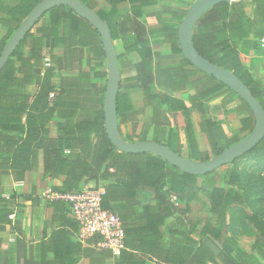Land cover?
Returning a JSON list of instances; mask_svg holds the SVG:
<instances>
[{
  "label": "crops",
  "instance_id": "1",
  "mask_svg": "<svg viewBox=\"0 0 264 264\" xmlns=\"http://www.w3.org/2000/svg\"><path fill=\"white\" fill-rule=\"evenodd\" d=\"M196 1L87 0L96 13L100 11L106 17L114 13L118 23L139 13L137 18L146 27L142 37L152 49L155 78L152 94L161 95L158 99H149L135 80V67L141 63V56L137 51L127 53V48L136 47V33L129 29L122 35L117 25L111 31L112 38L113 33L116 35L113 42L121 69L117 105L121 114L119 129L123 137L133 143L141 139L152 142L159 139L176 153L187 155L193 147L189 142L191 133L197 150L211 154V142L222 148L233 139L248 135L243 131V120H251L252 116L238 95L228 87L215 93L218 85L215 79L188 64L183 56L179 29ZM20 2L0 0V41L7 35L2 19L8 17L10 8ZM229 4L243 5L244 18L232 22V39L238 43L243 65L264 87V52L259 45L264 37V0H234ZM60 13V9L50 10L31 31L43 39V60L42 67L34 71L40 79L24 91L35 95L47 69H52L53 82L62 85L64 90L69 89L72 77L80 83L83 74V113L85 108L88 112L91 108L86 102H103L104 107L108 65L101 36L84 27L88 35L83 32V47L59 45L55 33L63 38L70 35L64 20H57ZM199 28L203 29L204 25L196 23L194 32ZM76 37L79 39L78 35ZM32 49L33 39L30 38L20 48V54L29 56ZM69 60L71 67L66 69ZM17 77L22 79L24 75L18 73ZM64 94L59 98L61 102L66 100ZM162 101L168 102L173 109L169 110L168 105L160 103ZM101 110L100 103L92 108L93 112ZM65 122L56 118L50 123L52 138L59 137V125ZM42 160L40 152L38 160L22 180L16 181L10 174L0 176V264H165L166 258L182 259L184 236L197 243L188 264H247L248 255L255 256L252 264H264V258L253 251L257 231L245 217L249 214L242 216L241 210L246 211L247 207L235 205L229 211L213 213L209 198L200 192L190 202L188 212L184 201L174 202L180 211L160 228V238L155 245L147 232L143 234V238L146 236L143 240L135 235L130 237L131 246L120 259V254L113 255L108 249L82 240L78 224L69 215L64 217L60 213L55 218L50 202L59 197L51 188L61 185L65 177L53 180L45 176ZM108 182L87 186L104 189ZM204 183L201 187L210 184ZM197 184L200 187V179ZM130 205L141 213L140 200L132 201ZM5 209L9 211L2 212ZM173 243L174 256L167 253V247Z\"/></svg>",
  "mask_w": 264,
  "mask_h": 264
},
{
  "label": "trees",
  "instance_id": "2",
  "mask_svg": "<svg viewBox=\"0 0 264 264\" xmlns=\"http://www.w3.org/2000/svg\"><path fill=\"white\" fill-rule=\"evenodd\" d=\"M42 1L44 0H21L17 6L10 8L7 12L8 17L2 19V26L6 29L7 35L0 41V55L21 23ZM78 1L93 10L87 0ZM242 7L241 4L231 6L229 3H221L208 10L197 22L198 26L204 25V28L196 29L193 34V44L202 57L221 68L234 72L264 108V87L243 65L237 48L238 43L232 39V22L244 18ZM58 9L61 13L57 20L60 22L64 20L70 30V35L66 38L54 34L59 45L83 47V32L88 35L84 27L92 29L99 37L98 31L69 7L57 6L51 11ZM97 14L109 25L112 32L116 25L122 35L129 29H133L137 35L134 41L136 47L127 48V53L137 51L141 56V63L135 67L137 73L135 80L140 83L149 99L161 98V95L152 94L155 84L152 49L149 43L143 40L142 36L146 34V27L138 20L139 13H135L134 18L128 17L121 23L117 22L114 13H111L113 15L111 17H106L100 11ZM115 37L113 33V39ZM30 38L33 39L31 54L29 56L20 54V48ZM42 47L43 39L30 32L0 74V176L10 174L16 181L22 180L25 173L31 169V165L38 160L41 152L45 176L53 180H58L61 176L65 177L61 185H52L51 188L52 192L59 196L78 193L90 183L98 185L100 181H109L102 195V206L117 214L123 223L125 247L120 253V259L126 254V248H130V240L135 235L143 240L146 236L144 238L142 236L147 232L155 245L160 238V228L167 219L180 211L177 204L184 201L186 211H190L189 204L197 198L200 191L209 198L213 213L229 211L235 205L249 208V199L240 189L242 173L238 167L241 162H254L256 166L264 167V151H262L264 140L231 164L230 172L222 185L213 188L210 184H206L202 190H198L197 183L201 177L183 173L159 156L149 153H121L112 145L105 129L103 102H86L91 108L89 112L85 108L83 113V74H81L80 83L72 77L69 89L64 90L62 85L57 86L53 82L52 69H47L38 92L33 96L25 92L27 87L40 79L34 71L42 67ZM185 61L190 64L187 60ZM68 63L66 62V69L69 65L71 67V61ZM18 73H22L24 77L18 78ZM207 76L215 79L210 75ZM215 81L218 84L215 93L227 87L219 80L215 79ZM52 94L55 95L53 99H51ZM62 94L65 95V102L59 100ZM118 100L119 95L117 105ZM241 100L252 116L251 120L248 119L245 122L243 120V131L250 134L256 121L248 104ZM98 103L102 106V110L93 112L92 108ZM160 103L168 105L169 110L173 109L168 102ZM153 104L156 110L155 102ZM120 115L118 111V117ZM56 118L66 122L59 125L61 128L59 137L52 138L49 125ZM212 124L216 123L212 122ZM189 134V142L193 146L191 152L187 155L178 152L177 154L192 161L211 160L208 152L197 150L196 141L192 134ZM241 139L243 138H235L222 148L211 142L213 155H219ZM125 140L133 143V140ZM139 141L146 142L145 139ZM155 142L163 144L159 139ZM119 179H122V182H118ZM258 188L264 191V182L259 184ZM173 196L177 197V204L172 201ZM1 200L4 201V199ZM136 200L141 202L140 214L136 207L130 205ZM50 204L54 209L55 218L60 213L64 217L68 216L66 201L58 198ZM5 211L9 210H2V212ZM128 212L131 213L128 214ZM245 217L257 231V243L253 246V251L264 258V216L254 213ZM168 232H170L169 227ZM101 241L100 236L87 239L88 243L93 242L97 246ZM196 245L194 240L184 236L182 259L166 258L165 264H188L189 257L196 250ZM174 249L175 244H170L167 247V253L171 252L174 256ZM248 258L249 264L256 260L253 255H248ZM248 261H246L247 264Z\"/></svg>",
  "mask_w": 264,
  "mask_h": 264
},
{
  "label": "water",
  "instance_id": "3",
  "mask_svg": "<svg viewBox=\"0 0 264 264\" xmlns=\"http://www.w3.org/2000/svg\"><path fill=\"white\" fill-rule=\"evenodd\" d=\"M234 0H197L188 11L179 29V41L183 56L197 70L214 77L235 92L250 107L254 118L253 131L239 142L229 146L209 161H192L174 152L159 142H127L119 129L117 99L121 87V69L118 54L109 25L92 9L78 0H44L37 5L21 23L17 31L3 48L0 55V74L17 48L33 30L40 19L57 6L69 7L74 13L87 20L100 34L108 65V79L104 96V124L108 139L121 153H149L161 157L170 165L191 176L203 177L218 169L233 164L236 160L256 148L264 140V108L252 91L232 71L221 68L202 57L193 44L197 21L211 8ZM1 137V136H0Z\"/></svg>",
  "mask_w": 264,
  "mask_h": 264
},
{
  "label": "built area",
  "instance_id": "4",
  "mask_svg": "<svg viewBox=\"0 0 264 264\" xmlns=\"http://www.w3.org/2000/svg\"><path fill=\"white\" fill-rule=\"evenodd\" d=\"M259 45L264 52V37ZM55 97L51 95V99ZM104 189L86 186L78 193L58 197L67 203L68 215L76 221L79 227V237L87 240L100 236L101 248L108 249L113 255H119L125 247V231L120 217L103 208L102 195ZM176 202L177 197L173 196Z\"/></svg>",
  "mask_w": 264,
  "mask_h": 264
},
{
  "label": "rangeland",
  "instance_id": "5",
  "mask_svg": "<svg viewBox=\"0 0 264 264\" xmlns=\"http://www.w3.org/2000/svg\"><path fill=\"white\" fill-rule=\"evenodd\" d=\"M224 145L223 147H226ZM264 151V148H262ZM211 158L215 156L213 153L210 154ZM239 171L242 173L241 176V186L240 189L243 191L244 195L249 199V208L246 211L241 210L242 216L243 214H260L264 216V191L258 188L259 184L264 182V167L256 166L254 162H241L239 163ZM231 165L222 167L218 169L215 173L210 174L206 177L200 178V187L198 186V190H202L205 183L209 182L211 186L214 188L216 186L221 185L226 181L227 175L229 174V169ZM211 187V188H212ZM200 193H203L200 191Z\"/></svg>",
  "mask_w": 264,
  "mask_h": 264
}]
</instances>
